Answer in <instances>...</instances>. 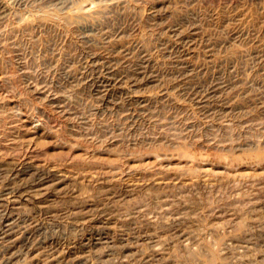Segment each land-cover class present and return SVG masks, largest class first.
<instances>
[{"label": "rangeland", "instance_id": "obj_1", "mask_svg": "<svg viewBox=\"0 0 264 264\" xmlns=\"http://www.w3.org/2000/svg\"><path fill=\"white\" fill-rule=\"evenodd\" d=\"M0 204V264H264V0H0Z\"/></svg>", "mask_w": 264, "mask_h": 264}, {"label": "bare ground", "instance_id": "obj_2", "mask_svg": "<svg viewBox=\"0 0 264 264\" xmlns=\"http://www.w3.org/2000/svg\"><path fill=\"white\" fill-rule=\"evenodd\" d=\"M17 168V167H16ZM23 168V167H22ZM8 179V178H7ZM36 181V180H35ZM28 197V196H27ZM1 205V204H0ZM85 241V240H84ZM206 264H215V262H214V259H210V260H208V262L206 263Z\"/></svg>", "mask_w": 264, "mask_h": 264}]
</instances>
